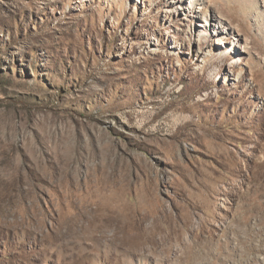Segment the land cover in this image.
Instances as JSON below:
<instances>
[{
	"label": "rangeland",
	"instance_id": "rangeland-1",
	"mask_svg": "<svg viewBox=\"0 0 264 264\" xmlns=\"http://www.w3.org/2000/svg\"><path fill=\"white\" fill-rule=\"evenodd\" d=\"M0 264H264V0H0Z\"/></svg>",
	"mask_w": 264,
	"mask_h": 264
},
{
	"label": "bare ground",
	"instance_id": "bare-ground-1",
	"mask_svg": "<svg viewBox=\"0 0 264 264\" xmlns=\"http://www.w3.org/2000/svg\"><path fill=\"white\" fill-rule=\"evenodd\" d=\"M235 20V18H233V21ZM160 224V223H159ZM167 232V231H166ZM151 235V234H150ZM145 236V235H144ZM143 236V237H144ZM142 238V237H141ZM175 238V237H174ZM167 240V239H166ZM155 243V242H154ZM147 244V243H146ZM162 244H164V243H162ZM166 244H167V242H166ZM192 244V243H191ZM189 245V244H188ZM194 245V244H193ZM186 246V245H185ZM164 247V246H163ZM189 247V246H188ZM194 247V246H193ZM169 248V247H168ZM154 250H155V248H154ZM185 250V249H184ZM187 250V249H186ZM190 251V250H189ZM192 252H193V250H192ZM155 253V252H154ZM188 253V252H187ZM188 256H190V255H188ZM186 258V257H185ZM192 258V257H191ZM190 259V258H189ZM191 261H192V259H191Z\"/></svg>",
	"mask_w": 264,
	"mask_h": 264
}]
</instances>
